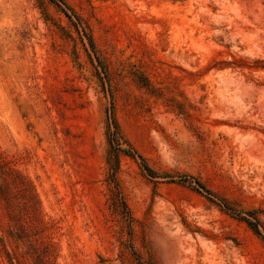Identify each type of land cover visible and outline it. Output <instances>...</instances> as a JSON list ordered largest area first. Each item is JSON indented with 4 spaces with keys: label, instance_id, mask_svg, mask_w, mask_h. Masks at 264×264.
Masks as SVG:
<instances>
[{
    "label": "rangeland",
    "instance_id": "1",
    "mask_svg": "<svg viewBox=\"0 0 264 264\" xmlns=\"http://www.w3.org/2000/svg\"><path fill=\"white\" fill-rule=\"evenodd\" d=\"M58 2L0 0V264H264V0Z\"/></svg>",
    "mask_w": 264,
    "mask_h": 264
},
{
    "label": "trees",
    "instance_id": "2",
    "mask_svg": "<svg viewBox=\"0 0 264 264\" xmlns=\"http://www.w3.org/2000/svg\"><path fill=\"white\" fill-rule=\"evenodd\" d=\"M50 1H52L53 3H55L59 7H61V6H60L58 1H60L61 3H65L64 0H50ZM113 127H114V129H113ZM107 137H108L109 144L111 146V158L109 159V163H111V168H113L114 170H116L119 166L120 153L121 152L128 153L129 155H132V156L138 155L142 159H144V157L141 154H139L137 151L125 149L121 146L122 144H121L120 140L122 137L119 133L118 125H117V122L115 120H114V122L110 121L108 123ZM112 158H114L113 159L114 163H112ZM143 165L147 169V171L149 172L150 175H152V176L156 175V172L153 170V168H151L148 164H146V162H144ZM198 185H199V187L207 190V188H205V186L201 182H198ZM249 224L253 225V228L257 232H259L258 227L253 222L249 221Z\"/></svg>",
    "mask_w": 264,
    "mask_h": 264
}]
</instances>
